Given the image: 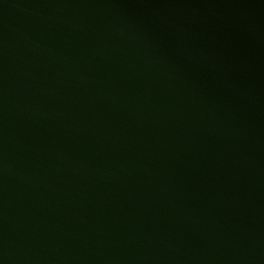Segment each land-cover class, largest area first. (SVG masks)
I'll return each mask as SVG.
<instances>
[{"label":"water","instance_id":"water-1","mask_svg":"<svg viewBox=\"0 0 264 264\" xmlns=\"http://www.w3.org/2000/svg\"><path fill=\"white\" fill-rule=\"evenodd\" d=\"M0 264H264V0H0Z\"/></svg>","mask_w":264,"mask_h":264}]
</instances>
